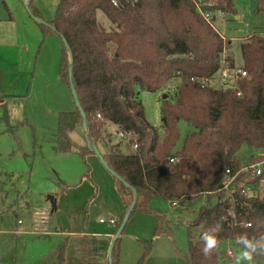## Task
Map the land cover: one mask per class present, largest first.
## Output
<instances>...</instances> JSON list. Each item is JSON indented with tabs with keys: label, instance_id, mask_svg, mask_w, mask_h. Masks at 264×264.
I'll return each mask as SVG.
<instances>
[{
	"label": "trees",
	"instance_id": "1",
	"mask_svg": "<svg viewBox=\"0 0 264 264\" xmlns=\"http://www.w3.org/2000/svg\"><path fill=\"white\" fill-rule=\"evenodd\" d=\"M234 1L204 0L205 5L212 3L205 9L236 15ZM256 2L257 12H264V0ZM29 8L42 19L34 0H29ZM98 11L109 20L108 26L99 21ZM44 21L47 24L39 23L44 36L54 32L67 40L72 52V76L64 43L61 76L68 85L74 84L85 113L87 133L96 148L109 167L136 190L133 212H156L150 204L155 196L179 205L202 194L217 198L214 206L205 208L188 226L186 264H229L221 257L220 247L208 257L201 252L203 231L217 223L222 225L219 246L224 240L235 241L238 234L245 232L250 237L264 234V196L250 192L247 186L251 179L246 181L241 174L238 181L244 185L235 193L224 189L228 168L235 173L257 159L240 158L242 145L264 148V34L255 32L241 44V68L247 76L241 77L238 88L232 90L211 84L225 61L229 67H236L231 42L199 13L191 0H139L125 3L121 9L109 0H61L54 19ZM175 80L177 85L171 93L168 88ZM138 88L166 91L160 126L147 120ZM58 117V150L77 153L86 166L82 178L90 179L92 169L87 157L95 153L89 145H76L71 136L77 130L86 135L81 113L76 107ZM180 120L188 122L194 131L174 152ZM111 126L123 132L130 144H137V150L121 151L122 143ZM172 157L174 162L170 161ZM113 179L126 213L134 193L121 180ZM125 213L117 222L116 233ZM123 233L124 229L116 245ZM116 245L112 264L117 262ZM145 245L137 264H145L152 250V241ZM59 252L62 259L64 245Z\"/></svg>",
	"mask_w": 264,
	"mask_h": 264
},
{
	"label": "rangeland",
	"instance_id": "2",
	"mask_svg": "<svg viewBox=\"0 0 264 264\" xmlns=\"http://www.w3.org/2000/svg\"><path fill=\"white\" fill-rule=\"evenodd\" d=\"M60 1L34 0L43 21L54 19ZM234 6L237 14H224L221 18L217 17L216 27L226 40L229 39L231 42V55L236 67H241L243 65L241 44L247 36L255 32L264 34V12H257L256 0H235ZM27 13L33 24L26 29L29 41L27 49L25 46L21 47L23 61L18 75L10 80L6 76V72H4L5 76L0 75L2 83L0 84V100L6 99L4 105L0 104V124L5 123L7 126H12L7 132L0 135V178L7 182L6 193H9L7 199L4 198L6 200L4 206H0V230L26 227L31 219V212L26 207L27 202H29V206L35 204V207L31 208L37 210L36 216L39 221L46 219L47 215L55 226V215H58L62 223L69 216V211L66 210L57 209V211H50L51 214L48 215L42 209L45 203L53 207V201L50 199L53 193H46L48 187L45 186V181L39 177L37 179L36 176L32 179L35 174L30 172L31 163H33V173L39 168L42 151L51 152L49 145L56 141L59 113L76 110L70 85L61 76L63 41L62 37L54 32L44 36L39 22L35 21L28 11ZM97 15L99 21L105 26L109 25L110 22L102 11H98ZM19 18L17 27H25ZM219 75L217 73L215 79H212L213 86L222 87L218 80ZM176 85L177 81L175 80L169 86L168 91L173 93ZM137 90L145 107L147 120L152 125L160 126L161 104L164 95L167 94L166 91L150 92L139 88ZM16 106L18 110L14 112ZM178 128L179 140L174 152L182 148L186 136L194 131V128L185 120L179 121ZM71 136L76 145L85 144L82 130L73 132ZM41 140L46 145L41 144ZM90 140L93 146L92 139L90 138ZM261 153L264 154V148H253L248 143H244L239 150V156L242 159H247L252 154L257 156L253 162L259 161L258 159L262 157L259 156L262 155ZM94 157H87V162L92 169L90 179L81 176L85 172V163L79 155L76 159L79 161L77 163L81 171L80 169L78 171V166L77 172L70 171V168H75L76 164L67 163L65 165L68 166L70 172L78 176L77 183L66 197L71 198L72 202L79 206L73 214L76 215L75 222L77 224L87 223L98 231L115 232L116 228L108 222L103 223L104 226L101 227L100 218L115 217L120 220L124 207L113 186V175L100 160L97 161L96 168L93 163ZM7 170H9L7 176L12 178L11 181L6 179L5 172ZM11 172L15 174V177H12ZM261 182V180L252 181L251 179L250 185L247 187L250 192L264 196V181ZM52 187L56 192L59 190L56 185ZM13 193H15V197ZM76 194L78 199L75 197ZM216 203V197L209 198L205 194L198 196L190 203L177 206L170 205L164 198L155 196L150 204L157 210L156 213L135 210L128 219L124 233L117 241V245L116 242L114 244L117 252L116 264H137L144 253L146 241H152V250L145 264H186V255L189 253L188 226L195 222L205 208L212 207ZM19 220L22 221V224H19ZM160 226L161 230L158 231ZM5 238L8 236L0 233V258L7 252L10 245ZM19 239L18 262L29 264L30 244L34 236L19 235ZM111 243L106 254L95 253L91 259L89 258L81 264H96L95 259L99 257L105 258V261L109 263L108 254ZM219 247L221 257L229 264H233V257L241 246L237 245L235 241L224 240L220 242ZM101 248L105 252L106 245L103 244ZM228 251H231L232 255ZM253 264H264V256H256Z\"/></svg>",
	"mask_w": 264,
	"mask_h": 264
},
{
	"label": "crops",
	"instance_id": "3",
	"mask_svg": "<svg viewBox=\"0 0 264 264\" xmlns=\"http://www.w3.org/2000/svg\"><path fill=\"white\" fill-rule=\"evenodd\" d=\"M27 2L28 0H0V73H1L0 75L5 76L6 74L9 80L15 78L18 75L19 68L23 61V57L21 55V47L25 46V49H27V43L29 41L28 32L26 29L29 25L31 26V24H33V21L28 16V13L25 8V4ZM19 17L23 21L22 23L23 26L25 27H17ZM4 72L6 73L4 74ZM0 84L2 83L0 82ZM5 102H6L5 98H2L0 100L1 105H4ZM16 110H18L17 106L14 112ZM11 127H12L11 125L7 126L5 123H1L0 135L4 134L5 131L7 132V130L10 129ZM110 129L112 130V132L116 131L115 126H111ZM82 133L85 139V144L81 146L89 145L88 142L86 141L87 138L86 135H84L83 131ZM57 135L58 134H56V141L55 142L53 141L49 145L51 152L48 153L42 151L41 152L42 158L40 159L39 168H37L35 170V173H33L32 170L33 163H31L30 172L32 171V174H35L34 176H32V179L36 176L37 179L39 177V179L45 181V186L48 187L46 193H53L52 194L53 196H50V199L53 201V207L45 203L42 209L45 210L48 215L51 214L50 211L51 212L57 211V209L69 211L68 219L62 223L59 220L58 215H55L56 216L55 226L53 223H51V220L49 219L50 217H48L47 215H46V219H43V221H39L36 216L37 210H32L31 208V207H35V204L29 206L28 204L29 202H27L26 207L31 212V219L29 223L26 224V227L25 228L17 227L15 228V230L12 229L0 230V233L6 234V236H8V238H5V240H7V242L10 243L7 252L0 258V264H21L20 262H18L17 259V255L19 254V252L17 251L18 243H19L18 241L20 240L19 235L34 236V239H32L30 244L31 252L29 253V257H30L29 264H81L83 261H86L89 258L91 259V257H93L95 253L102 252L103 254H106V251L108 250L110 243L114 240L116 231L115 232H111L109 230L98 231L95 230L92 226H90V224L87 223L77 224L75 222L76 215L73 214L74 212H76L79 206H76V204L72 202V199L67 198L66 195H69V191L72 190V188H74L75 184L77 183L76 182L78 177L77 174L72 173L70 171L77 172V166H78V171L79 169L81 171V168L77 163L79 162L78 159H76V157L78 156L77 153H62L58 150ZM40 143L46 145L42 140L40 141ZM90 147L91 149L95 147L94 142H93V146L91 144ZM121 151H127V149L122 146ZM25 156L28 155L25 154ZM89 156H95L93 163L97 168L98 166L97 161L99 160L98 157L95 154H91ZM254 156L255 155L252 154L250 157H254ZM67 163L76 164V166L75 168H70L69 171L68 166H65ZM8 171L9 170L5 172L6 176L8 174ZM11 174L12 177H15V174H13L12 172ZM6 179L11 181L12 178L7 176ZM261 181L263 182L264 178H262ZM6 185L7 182L3 181L2 178H0V187L3 190L0 192V200H1L0 206L2 207L6 202L5 200L7 199L6 197H8L9 195L8 192L6 193L7 191ZM53 185L58 186L59 190L57 192L56 190H54L55 188L52 187ZM95 186L97 188V185ZM113 186H114V182H113ZM4 193H6V195H3ZM13 195L15 197V193H13ZM20 195L21 193L19 192V196ZM75 197L78 199L77 194L75 195ZM170 205L177 206L179 204L170 203ZM123 207H124V211H123L124 214L125 213L124 204ZM111 218H115V217H110L109 219ZM115 219L117 220V222L119 221L118 218ZM58 223L60 224L58 225ZM103 223L105 222H101L100 224L101 227L104 226ZM19 224H22V221L19 220ZM112 226L116 228L117 225H112ZM101 244L106 245L105 252H103V249L101 248L102 247ZM62 245H64V253L61 259L59 249ZM95 262L96 264H110V259L108 263L105 261V258L99 257L95 259Z\"/></svg>",
	"mask_w": 264,
	"mask_h": 264
},
{
	"label": "built area",
	"instance_id": "4",
	"mask_svg": "<svg viewBox=\"0 0 264 264\" xmlns=\"http://www.w3.org/2000/svg\"><path fill=\"white\" fill-rule=\"evenodd\" d=\"M139 0H109L112 6L115 8L121 9L124 7L125 3H137ZM195 4L199 13L215 28L217 17H223L224 13L222 11H211L205 9L206 6L212 5V3L205 5L204 0H191ZM219 31V30H218ZM227 53V51L225 52ZM219 78L222 87L226 89L235 90L238 88V80L241 77L247 76V72L241 67L231 68L227 65V61L224 62V66L221 68L219 72ZM237 94L240 96L241 92L238 91ZM100 117V115H98ZM116 135L119 141L122 143V146L125 147L128 151L134 152L137 150V144H130L128 138L125 136L123 132H117ZM130 146V148H129ZM262 156L261 160L251 163L250 165L243 166L241 169L232 172L230 168L226 170L225 178H224V189L233 194L237 191V188L241 185H244L243 181H238V177L243 174L245 176V180L249 181L250 179H255L257 177L264 178V154L259 155ZM171 162L175 161V158L172 157L170 159ZM249 188V187H248ZM100 222H109L112 225H117V220L115 218L105 219L103 217L100 218ZM230 255H232L231 251H228Z\"/></svg>",
	"mask_w": 264,
	"mask_h": 264
},
{
	"label": "clouds",
	"instance_id": "5",
	"mask_svg": "<svg viewBox=\"0 0 264 264\" xmlns=\"http://www.w3.org/2000/svg\"><path fill=\"white\" fill-rule=\"evenodd\" d=\"M221 230L222 225L217 223L213 228L203 231L201 236L203 242L201 252L205 257L213 255L218 250V233ZM235 242L241 247L233 257V264H253L256 256H264V234L250 237L245 232L238 234L235 237Z\"/></svg>",
	"mask_w": 264,
	"mask_h": 264
},
{
	"label": "water",
	"instance_id": "6",
	"mask_svg": "<svg viewBox=\"0 0 264 264\" xmlns=\"http://www.w3.org/2000/svg\"><path fill=\"white\" fill-rule=\"evenodd\" d=\"M25 8L27 9V11L30 13L31 17L39 22V23H43V24H47L46 21H43L41 18L39 17H36L32 14V12L30 11V8H29V0L28 2L25 4ZM62 37V41L63 43L66 45V47L68 48V52H69V58H70V63H71V66H70V77L72 76V72H71V69H72V52L68 46V43H67V40L64 36H61ZM70 87H71V91H72V95H73V98H74V101H75V104H76V107L78 108L79 112L81 113L82 117H83V125H84V130L86 131V137H87V142L89 144V146L91 145V140H90V137L88 135V128H87V122H86V117H85V113L82 109V106L80 104V101L78 99V95H77V91L74 87V84L71 83L70 84ZM167 95L165 94L164 95V98H166ZM92 150L94 151L95 155L99 158V160L101 161V163L106 167V169L114 176L116 177L117 179L121 180L127 187L131 188L129 186V184L127 182L124 181V179H122L114 170H112L108 163L105 161L104 157L102 156L101 152L95 147L92 148ZM133 193H134V201L132 203V205L128 208V210L126 211L125 213V216H124V219H123V222L121 224V227L120 229L117 231V233L115 234V237H114V240L112 242V245H111V248H110V252H109V259H110V264H112V251H113V246L117 240V238L120 236L121 234V231L125 228V225L128 221V219L130 218L134 208H135V205H136V200H137V192L134 188H131Z\"/></svg>",
	"mask_w": 264,
	"mask_h": 264
}]
</instances>
